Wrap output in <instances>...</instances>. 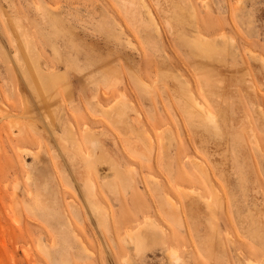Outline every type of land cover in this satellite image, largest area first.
<instances>
[{
	"label": "rangeland",
	"instance_id": "rangeland-1",
	"mask_svg": "<svg viewBox=\"0 0 264 264\" xmlns=\"http://www.w3.org/2000/svg\"><path fill=\"white\" fill-rule=\"evenodd\" d=\"M254 263L264 0H0V264Z\"/></svg>",
	"mask_w": 264,
	"mask_h": 264
},
{
	"label": "bare ground",
	"instance_id": "bare-ground-1",
	"mask_svg": "<svg viewBox=\"0 0 264 264\" xmlns=\"http://www.w3.org/2000/svg\"><path fill=\"white\" fill-rule=\"evenodd\" d=\"M168 24H169V22H167ZM195 27H197V26H194L193 28H195ZM225 34V33H224ZM222 37L225 39V36H223V34H222ZM220 38V37H219ZM217 39H218V37H217ZM201 41V40H200ZM199 41V43H195L196 44V46L199 48V49H202V50H205V48H203V46L205 47V45L207 44V42L206 41H204L205 43H202V42H200ZM216 41V40H215ZM221 41H223V40H221ZM30 64V68L32 67L31 65V63H29ZM28 65V64H27ZM36 67H37V65H36ZM33 68H34V65H33ZM32 68V69H33ZM30 70V69H29ZM34 70H35V68H34ZM27 71V70H26ZM31 71H33V70H31ZM37 71L35 70V73H36ZM40 73H41V71H39ZM24 73H25V71H24ZM29 73V72H28ZM33 74H34V71H33ZM39 74V73H38ZM22 75H24V74H22ZM30 75V74H29ZM36 75V74H35ZM41 75V74H40ZM52 75V74H51ZM47 76V75H46ZM53 76H54V74H53ZM27 77V76H26ZM26 77H25V79H26ZM35 77V76H34ZM36 77H37V79L38 78H40L38 75H36ZM42 77H44V75L43 76H41V78ZM23 78V77H22ZM24 79V80H25ZM36 79V78H35ZM28 80V79H27ZM27 80H25L24 82H27ZM33 80V79H32ZM40 80V79H39ZM38 80V81H39ZM41 81V80H40ZM43 81V80H42ZM44 81H46L45 79H44ZM43 81V82H44ZM56 82V81H55ZM30 83H32V82H30ZM38 83V82H37ZM41 83V82H40ZM51 83V82H50ZM33 84H35V80H34V83ZM32 84V85H33ZM49 83H47V85H48ZM55 83H53V84H51V85H46L47 86V88H49V86H51V88L52 87H54L53 85H54ZM59 84V83H58ZM43 85L44 84H42V87H43ZM57 85V84H56ZM28 86V85H27ZM31 87V86H30ZM36 87V86H35ZM33 88H34V86H33ZM37 89V87L35 88V90ZM42 89V88H41ZM53 89V88H52ZM54 89H55V87H54ZM32 90H34V89H32ZM38 90V89H37ZM39 91V90H38ZM43 91V90H42ZM38 93V92H37ZM44 93V92H43ZM42 93V94H43ZM38 96H39V93H38ZM34 97L35 98H37L35 95H34ZM40 97V96H39ZM43 98L45 99V97L43 96ZM41 103H43L44 104V102H43V100H42V98H41ZM45 101H46V99H45ZM40 102V101H39ZM193 103H194V101H192ZM41 103H39V105L41 104ZM43 104H42V106H41V108L43 107ZM195 106H199L198 105V103L196 102L195 104H194ZM50 106L51 105H49V107L48 108H50ZM44 107H45V105H44ZM43 107V109H45ZM51 109V108H50ZM50 109H48V110H50ZM41 111H43L42 109H41ZM45 111H47L46 109L44 110V112L43 113H45ZM187 111V110H186ZM48 112V111H47ZM50 113H51V111H49ZM42 113V112H41ZM48 114V113H47ZM186 114V113H185ZM43 115V114H42ZM207 117L209 118V119H211L212 117H211V115H207ZM43 119H46L45 118V116H44V118ZM47 119H48V117H47ZM45 121V120H44ZM47 121V120H46ZM212 121V120H211ZM145 226V225H144ZM143 226V227H144ZM143 227H142V230H144L143 229ZM142 231H141V228H139V229H137L136 231H133V233H128V234H126L125 236L127 237V242H129V243H131V244H133V246H135V248H136V250L137 251H140L141 249H142V247H143V242H144V240H143V236H142ZM173 257V256H172ZM175 257V256H174ZM126 262V261H125ZM249 262V261H248ZM252 263V262H251ZM254 264H256V263H254Z\"/></svg>",
	"mask_w": 264,
	"mask_h": 264
}]
</instances>
